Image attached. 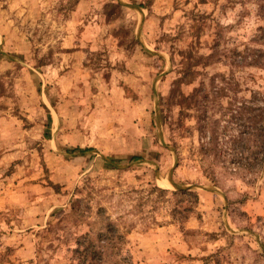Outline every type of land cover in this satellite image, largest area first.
Returning <instances> with one entry per match:
<instances>
[{"label":"rangeland","instance_id":"374dc122","mask_svg":"<svg viewBox=\"0 0 264 264\" xmlns=\"http://www.w3.org/2000/svg\"><path fill=\"white\" fill-rule=\"evenodd\" d=\"M249 106L264 0H0V264H264Z\"/></svg>","mask_w":264,"mask_h":264},{"label":"trees","instance_id":"16d2710c","mask_svg":"<svg viewBox=\"0 0 264 264\" xmlns=\"http://www.w3.org/2000/svg\"><path fill=\"white\" fill-rule=\"evenodd\" d=\"M241 112L239 116L242 118L241 120L243 121V127L241 131H239L236 134V138L233 140L235 144H241V152L240 155L241 157H245L247 155L246 160L250 158V154L248 153V149L250 148V139H254L257 149L259 152H256L255 150L252 151L251 155H256L257 160H263L264 159V124H261V121H263V113H264V108L262 106H249V107H242L240 108ZM217 134H213V137L210 138L208 142L203 144L202 150L207 151H214L219 153L218 155L224 156V151H218V149H222L220 145H217ZM263 153H262V152ZM203 152V153H204ZM259 154V155H258ZM261 155V156H260ZM255 157V156H254ZM159 190L161 192L165 191L163 189ZM174 194L176 196H180L181 194L188 195L196 199L198 198L196 192H193L191 190H186V189H178L174 191Z\"/></svg>","mask_w":264,"mask_h":264}]
</instances>
